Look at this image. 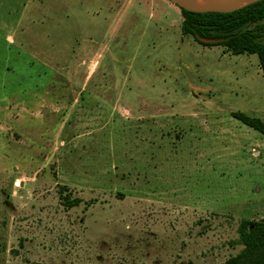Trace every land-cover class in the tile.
Masks as SVG:
<instances>
[{
    "label": "rangeland",
    "instance_id": "obj_1",
    "mask_svg": "<svg viewBox=\"0 0 264 264\" xmlns=\"http://www.w3.org/2000/svg\"><path fill=\"white\" fill-rule=\"evenodd\" d=\"M170 0H0V264H224L264 219L258 55ZM81 199L69 207L64 201Z\"/></svg>",
    "mask_w": 264,
    "mask_h": 264
},
{
    "label": "trees",
    "instance_id": "obj_2",
    "mask_svg": "<svg viewBox=\"0 0 264 264\" xmlns=\"http://www.w3.org/2000/svg\"><path fill=\"white\" fill-rule=\"evenodd\" d=\"M183 16V36H192L205 46L221 45L233 55H258L264 73V0L230 13L187 11L179 7ZM233 117L264 134V120L245 112L236 111ZM69 207L81 199L70 200ZM240 243L244 248L224 264H264V219L243 220L239 227Z\"/></svg>",
    "mask_w": 264,
    "mask_h": 264
},
{
    "label": "water",
    "instance_id": "obj_3",
    "mask_svg": "<svg viewBox=\"0 0 264 264\" xmlns=\"http://www.w3.org/2000/svg\"><path fill=\"white\" fill-rule=\"evenodd\" d=\"M177 6L192 12L230 13L261 0H170Z\"/></svg>",
    "mask_w": 264,
    "mask_h": 264
}]
</instances>
